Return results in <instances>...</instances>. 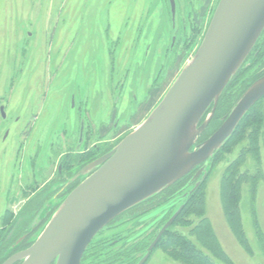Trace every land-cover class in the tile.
Segmentation results:
<instances>
[{"label": "rangeland", "instance_id": "1", "mask_svg": "<svg viewBox=\"0 0 264 264\" xmlns=\"http://www.w3.org/2000/svg\"><path fill=\"white\" fill-rule=\"evenodd\" d=\"M209 1V9L214 11L219 0ZM142 3L143 0H0V105L6 118L3 119L0 115V230L5 229L2 215L6 211L8 217L18 214L27 198V195H20L23 184L18 177H21L23 171L18 160L28 155L34 142L47 149L52 140L57 151L69 144L73 146L75 137L72 139V135L77 133L79 122H84V125L89 123L94 129L100 128L99 137H95L91 133L94 129L87 127L88 138L85 145L88 147L97 140L105 141L101 147L104 145L102 148L105 151L112 150L147 119L193 56L192 52L185 53L183 61L169 69L163 83L157 82L154 85V90L142 104L138 115L131 118L135 102L139 104L144 100L146 85H150L144 70L153 79L158 67L155 63H149L150 58L155 59L156 56L158 35H162V44L169 37L166 32V17L157 8L147 34L139 35L137 47H133L132 29L127 19L135 21L131 15L140 12ZM202 33L201 40L204 35ZM52 34L58 42L63 40V43H52ZM22 37L29 40L34 51L21 72L18 70L19 61L16 60L18 57L15 50ZM118 37L121 41L114 45L110 54L111 45ZM146 44L150 45L149 50ZM56 50L58 54L62 50L61 55H57ZM54 59H60L61 66H65L62 74L58 71L56 76L53 74ZM57 65L59 66L58 63ZM259 65L254 66L252 61L247 60L240 68L241 80L238 84L255 76L261 68ZM165 70L163 69L164 72ZM19 76L21 78L18 79ZM109 79L112 80L111 90ZM72 92L76 103L79 102V107H82L80 110H72L66 106ZM26 108L30 110L27 111ZM257 112L264 117V98L258 104ZM129 121H133L129 127L113 125V122H118L119 125L129 124ZM23 125L32 129L25 139L19 137ZM247 134L245 132L246 136ZM259 134V171L262 179L258 182L253 197L249 186L243 184L239 200L241 224L250 253L230 231L220 200L221 182L226 170L248 146V141L244 138L229 144L213 165L210 161L208 176L201 186L204 198L203 217L182 215L173 224L169 236L186 237L200 248L191 233L205 219L230 264H264V123ZM21 147L23 149L18 153ZM50 162L51 168L44 173L47 177L52 173V160ZM42 172L43 170L40 172L41 176ZM239 172L247 173L249 177L256 175V166L250 154L245 155ZM132 212L120 217L94 239L95 244L102 246L101 251L93 259L84 257L81 264L127 263L130 257L124 255L131 253L135 245L134 240H128L139 231L146 230L143 223H149L132 222ZM49 220L35 230L29 244L40 235ZM146 231L151 238L156 234ZM170 240L173 241L167 236L161 244L156 245L144 264H183L168 251L165 243ZM108 242L113 243L108 245ZM202 252L208 254L204 249ZM139 255L130 256L136 258ZM214 263L224 264L217 260Z\"/></svg>", "mask_w": 264, "mask_h": 264}, {"label": "water", "instance_id": "2", "mask_svg": "<svg viewBox=\"0 0 264 264\" xmlns=\"http://www.w3.org/2000/svg\"><path fill=\"white\" fill-rule=\"evenodd\" d=\"M263 32L264 0H219L193 56L147 119L89 164L85 171L91 174L61 202L30 247L2 264H81L89 244L116 218L194 170L197 172L190 183L199 178L192 190L197 189L215 152L264 98L262 76L242 93L218 128L197 144L219 98ZM1 114L4 116L2 108ZM186 196L184 193L165 209ZM182 208L180 205L158 230L136 264L146 262Z\"/></svg>", "mask_w": 264, "mask_h": 264}, {"label": "flooded vegetation", "instance_id": "3", "mask_svg": "<svg viewBox=\"0 0 264 264\" xmlns=\"http://www.w3.org/2000/svg\"><path fill=\"white\" fill-rule=\"evenodd\" d=\"M210 4L211 2L209 0H143L142 5L140 6V12L135 13L134 10L133 12L135 14L131 15L132 18H135V21L132 22L130 18L127 19L129 20V26L132 29L131 32L133 47H137V38L139 35L147 34L151 23L153 24V20L156 15L155 11L157 8H159L160 12H162L161 15L163 17H166V32L169 34V37L167 38L164 44H162L161 42L163 40L162 35H158V49L155 50V59L153 57L150 58L149 61V63H155L156 65H158V67H156V72L153 79L152 75L149 74L147 76V72L144 70V75L146 76V80L149 79L150 85H148V83L146 85L147 89L144 94V100L139 104L135 102L136 107L132 108L133 111H131V118L134 119V117L138 115L142 104L146 99H148L152 90H154V85L157 82L163 83V81L167 77L169 69L173 68L175 64H180V62H182L184 59L185 53H194V51L197 49L201 41V34H203L202 32H205L209 23L208 20L210 19V16L213 11L209 9ZM23 37L20 40V44H18L19 47L15 50L16 57H18L16 60L19 61L18 70H20L21 72L22 69L27 66L28 60L32 56L31 52L34 51V46L30 45L28 43L29 40ZM120 41L121 39L120 37H118L115 42L112 43L111 48L109 50L110 54L112 52V49L115 47L114 45L119 44ZM53 42L59 44L60 42L63 43V40L58 42L52 34V43ZM60 45L62 46V44ZM146 45L147 47L149 46V50L150 45ZM161 47L162 50H160ZM61 52L62 50H60L58 54V51L56 50L57 55H61ZM256 55L257 54H254V57H256ZM257 61L258 63H255L254 66H258L260 64L259 66H261V68L259 69V72L255 75H259L260 77H262L264 76V58L259 59ZM54 63L55 70L53 74L56 76L58 71H60L62 74L64 69L63 67L65 66H61L62 62L60 61V59H58L57 61L56 59H54ZM57 63L59 64V66L57 65ZM163 69H166L165 72L163 71ZM19 78H21V76H19L18 79ZM146 82L148 81H145V83ZM108 84L111 90V79H109ZM73 94V92L70 93L69 102L67 101L68 105L66 106L72 110H80L82 107H79V102L76 103L75 95ZM135 99L136 98L134 97L133 100L135 101ZM132 104H134V102H132ZM1 108L3 109L2 105H0V115L3 119H6L5 114L4 116H2L1 114ZM26 110L29 111L30 108H26ZM131 122L133 121L127 122L129 124L123 123V125H119L118 122H113V125H117V127H129L132 124ZM87 127H91V129H94V127L90 126L89 123L87 125H84V122H79V128L77 130V133L75 132L72 135V139L75 137L73 146H70L69 144V146H67L66 148L57 151L52 140H50V143L47 145V149L45 146L41 147V145H36L34 142L31 149H29L28 155L23 158L21 157L18 160V165L22 167L23 171L21 177H18L19 181L23 184L21 187L20 195L21 197L27 195V198L25 202L22 203L18 214H16L11 220L10 224L6 226L8 228L14 222H16L14 226L15 228H13V230L6 239H13L15 245L20 243V246H23V249H19L15 253L24 251L28 247H30L31 244H29V241L32 238L33 234L36 232L35 230L39 229L46 220L51 219L53 213L60 206L61 202L91 174L90 172L85 171L86 167L89 164L99 160L101 157L111 151V149L105 151L102 148L104 145L101 147V144L106 143L105 141L102 142L97 140L96 143L94 142L93 145L87 147L85 145V140L86 138H88L86 132ZM128 130L129 129H127V131ZM31 131V127H29L28 125H23V129L19 133V137H23V139H25ZM99 131L100 128H95L91 133H94L95 137H99ZM43 148L45 149L43 150ZM22 149L23 147L18 150V153H20ZM51 160L52 173L50 177H47L46 175L44 176V173L47 169L49 170L51 168ZM41 170H43V176H41ZM196 172L197 170H194L187 175V188L193 187L195 183L199 180V178H197L192 183H190ZM167 204V197L165 198L161 196L160 198L158 197L147 203H144L143 205H140L137 209L133 210L134 212L129 211L132 212V222L134 221L135 223L140 224H142L144 221L149 222V225L147 223H143V226L146 230L151 231L152 229L149 227L153 221L158 222L161 219L162 221L165 220L163 216L165 214L164 211H166L165 206H167ZM6 212L1 217L3 223L6 222ZM127 213H124L123 215ZM123 215H121L120 217H122ZM120 217L116 218L110 224H108L102 231H100L96 235L95 238H97L103 231H105V229L111 227V225L114 224ZM146 230L139 231L137 235H134L133 238H130L128 241L132 242L134 240V242L136 243L138 240L143 238L144 235L147 234ZM94 239L91 242L93 243V245L90 248H88L89 246L86 248L82 260L84 259V257L88 259H93L95 254L101 251L102 246H99V243L95 244ZM112 243L113 242H108L107 244L109 245ZM105 244L106 243H104L103 246H105ZM15 253L8 255L5 260ZM130 255L131 253H128L127 256H124L128 258Z\"/></svg>", "mask_w": 264, "mask_h": 264}, {"label": "trees", "instance_id": "4", "mask_svg": "<svg viewBox=\"0 0 264 264\" xmlns=\"http://www.w3.org/2000/svg\"><path fill=\"white\" fill-rule=\"evenodd\" d=\"M254 54H257L256 57H254ZM262 58H264V32L258 39L256 45L252 49L247 60L252 61V63L255 64L258 63L257 60ZM241 70L242 69H240L236 73V75L230 81V83L222 93L221 97L219 98L214 116L210 121L209 125L207 126L206 130L199 137L197 144L207 139L218 128V126L221 123V119L227 116V114L230 112L231 108L233 107L234 103L237 101V99L242 95V93L249 87L251 83H253L258 77H260L259 75H255L246 82L239 85L238 83L241 80V75H240ZM260 101L245 115V117L242 119V121L236 128L233 135L217 152H215L214 156L211 159V163L213 165L218 155L222 153L229 144L235 142L237 143V141H239L240 138H244L246 139V141H248V146L243 151L244 153H242L239 156V158L230 165V167L226 170L222 178L221 188H220V192H221L220 200H221L223 215L230 231L232 232L233 236L236 238L238 243L249 253H250V247L245 238V234L240 219L239 200H240L241 188L243 184H247L249 186L250 193H252V197H253L254 194L256 193L255 191L257 189L258 182L262 179L261 172L259 171L260 156H259L258 140L260 135L259 133L264 123V117L262 118L257 112V106L260 103ZM204 120L205 117L203 118L201 123ZM245 132H248L247 136L245 135ZM247 154H250L256 166V175L253 177H249L247 173L239 172V167L242 165L243 159ZM203 182L200 184V186L197 189L192 190L193 187L190 188L186 187L188 186L187 185L188 176H186L181 180H179L178 182H176L175 184H173L171 187L166 188L161 193L153 196L152 198L146 200L145 202L140 203L139 205H137L136 207L132 208L129 211H133L137 209L140 205H143L144 203H147L158 197L160 198L161 196L165 198L167 197L168 200L167 205H169L170 203L174 202L177 198L181 197L184 193H187V196L181 202H179L176 205H172L168 209H165L166 211H164L165 214L163 216L165 220L162 221L161 219L158 222L153 221L150 224L151 227L149 228L152 229L151 230V232H153L152 234L158 232V230L170 219L174 211L180 205H183V208L180 214L178 215V217L173 222V224L178 219H180L182 215L183 216L194 215L197 218H201L204 215V198L201 192V186ZM13 217L11 215L10 217H8V213H7L6 222L4 223L5 229L0 230V264L5 261V258L8 255L15 253L19 249H23V246H19L18 244L15 245L13 239L6 240L7 239L6 238L4 241H2L4 237L3 235H5L4 233H6L5 231H7L10 228V226L8 228L6 226L10 224ZM173 224L164 233V235L161 237L157 245L161 244V242H163V239L165 237L167 236L171 237L173 241L170 240L168 241V243L165 244L167 245L168 251L173 255V257H175L181 263L216 264L214 263V260L215 261L217 260L224 264H230L229 260L226 258V256L220 249V246L216 240L215 235L213 234L209 222L207 223L205 219L201 220V222H199L194 227L191 233L196 238V241L198 242L200 248L196 247L186 237H176L174 235L169 236L170 229L172 228ZM148 236L147 234L144 235L143 238H141L135 243V245L133 246L134 248L131 250V256L134 254L136 255L140 254V255L136 258H132L131 256H129L130 258L128 257L129 259L127 260V263L136 264L140 260V258L145 253V250L154 239V236L152 238ZM263 241L264 240L262 239V242ZM92 245L93 243H91L88 248H90ZM202 249L208 251V254L202 252ZM82 262L83 260L81 261V263Z\"/></svg>", "mask_w": 264, "mask_h": 264}]
</instances>
